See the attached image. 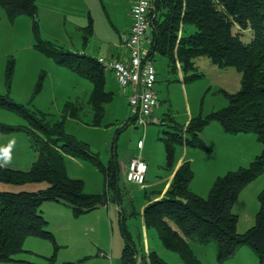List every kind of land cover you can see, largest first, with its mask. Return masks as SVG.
Returning a JSON list of instances; mask_svg holds the SVG:
<instances>
[{"label":"trees","instance_id":"1","mask_svg":"<svg viewBox=\"0 0 264 264\" xmlns=\"http://www.w3.org/2000/svg\"><path fill=\"white\" fill-rule=\"evenodd\" d=\"M0 5L10 19L19 15L31 16L34 19L35 47L58 64L89 79L93 85L88 99L93 113L90 120L84 119L81 101H67L63 119L53 122L47 113L32 110L14 101L9 94L0 93V107L14 111L27 121L23 125L0 122V134L25 131L38 153L28 170L0 163V183H46L37 190L0 187V262L18 260L17 256L26 251V239L33 236L52 242L53 253L43 264H54L60 245L42 213V203L61 202L70 206L75 215H80L111 200L119 202L121 198L118 159L112 157L109 165L104 166L88 143L65 128L67 117L102 125L106 106L113 101L114 93L107 89V74L97 57L65 49L40 35L38 0H0ZM150 18L147 56L154 62L156 54L165 56L171 73L180 71L185 81L199 77L196 59L202 56L220 67L235 66L241 72L240 89L235 93L224 92L228 100L225 107L205 117L191 118L187 124H180L171 116L163 118L162 122L168 120L171 126L170 131L160 136L167 152L166 168H174L180 146L207 148L200 134L212 121H218L229 134L255 133L263 149L246 166L218 176L207 197L193 190L195 172L192 162L185 160L160 198L154 199L155 196L146 193L145 225L147 229H155L162 245L175 251L185 264H203L191 245L192 240L216 242L219 261L233 257L246 244L263 262L264 188L259 194L256 224L247 231H238V215L233 208L241 191L264 171V0H155ZM236 27L250 28L252 39L244 40ZM89 28H83L85 40L92 31L91 26ZM12 68L13 65L9 66L8 74ZM67 155L88 160L102 169L107 191L103 194L86 192L84 181L68 174ZM124 220L123 217L125 245L122 264H137L138 249L131 232L124 227ZM143 259L144 264H169L154 250Z\"/></svg>","mask_w":264,"mask_h":264},{"label":"rangeland","instance_id":"2","mask_svg":"<svg viewBox=\"0 0 264 264\" xmlns=\"http://www.w3.org/2000/svg\"><path fill=\"white\" fill-rule=\"evenodd\" d=\"M134 1L38 0L40 35L71 51L95 57L111 56L110 48L120 44V35L127 31L132 22L130 8ZM89 26L92 31L88 40H85L83 28L90 30ZM236 30L242 32L246 41L253 37L250 28L242 30L236 27ZM35 44L34 19L29 15H19L10 19L0 5V93L9 94L14 101L32 110L47 113L48 119L53 122L63 119L67 101H81L84 104V119L90 120L93 113L88 99L93 89L92 82L40 52ZM196 63L200 76L185 81L180 71L176 74L170 72L165 56L155 55L158 72L156 88L160 106L153 110V119L146 127L135 122L125 125L130 110L129 103L113 74L106 72L107 89L114 93V99L106 106L103 124L95 126L67 117L66 131L88 143L90 150L99 156L106 167L112 157L125 160L130 154L139 155L142 152V157L149 166L147 179L155 180L163 175L167 163L165 144L160 136L171 130L169 121L163 123L161 120L171 116L176 122L185 124L191 118L200 115L205 117L227 105L225 91L235 93L240 89L241 72L237 67H220L206 56L197 58ZM11 65L12 72L8 74ZM0 122L13 125L27 123L23 117L3 107H0ZM12 133H14L11 136L12 141L4 139L2 142L1 150L5 155L4 157L0 155V160L11 165L9 167L28 170L37 158V150L30 143L28 133L25 131ZM200 136L207 148L188 147V157L192 160L195 172L191 186L204 197L208 196L218 176L240 166H246L249 164L248 155L254 157L263 149V144L258 141L255 133L229 134L218 121L210 122ZM182 150L183 147H178L176 160ZM66 164L71 177L84 181L86 192L103 194L107 191L105 172L92 162L67 155ZM126 170L127 167L120 173L122 193L119 202L109 201L102 210L103 214H99L100 210L97 209L75 215L72 208L64 203L57 201L42 203L43 214L60 245L54 264H63L62 261L65 259L85 255L96 259L100 252L102 255L106 253V260L100 259L105 264H122L121 257L125 245L121 221L123 217L124 227L131 232L136 243L140 264L143 262L142 247L146 235L150 250L156 251L169 264H185L175 251L162 245L155 229H148L145 235L143 204L147 200L146 193L153 188L127 182L124 178ZM44 186L45 182H29L22 185L0 183V187L9 190L23 188L37 190ZM263 188L264 171L248 184L236 199L233 210L238 215L239 232L243 233L256 224L260 208L259 194ZM117 202L121 203V208H117ZM33 239L44 241L52 249L51 254L53 253L51 241L39 237ZM29 241L28 246L33 248L42 246L38 245L36 240ZM191 245L203 264H264V261L262 262L246 244L241 246L235 256L225 261L218 260L216 242L201 243L192 240ZM45 248L41 247L42 250ZM20 256L22 258L20 261L0 264L46 262L42 256L30 251L21 253Z\"/></svg>","mask_w":264,"mask_h":264},{"label":"built area","instance_id":"3","mask_svg":"<svg viewBox=\"0 0 264 264\" xmlns=\"http://www.w3.org/2000/svg\"><path fill=\"white\" fill-rule=\"evenodd\" d=\"M155 0H135L130 8L132 24L128 32L122 33V44L127 58L100 55L98 62L106 72H111L121 87L129 88V113L126 123L135 122L146 127L153 119V110L160 104L156 84L158 74L155 62L147 56L146 42L150 40V12ZM154 121H156L154 119ZM142 143V141H141ZM148 164L141 156L132 157L124 178L127 182L143 185Z\"/></svg>","mask_w":264,"mask_h":264},{"label":"crops","instance_id":"4","mask_svg":"<svg viewBox=\"0 0 264 264\" xmlns=\"http://www.w3.org/2000/svg\"><path fill=\"white\" fill-rule=\"evenodd\" d=\"M131 24H132V22L130 23V25H129V27L127 28V31L126 32H128L129 30H130V27H131ZM125 33V32H124ZM121 36V35H120ZM150 36V35H149ZM148 42V41H147ZM147 42H146V46H147ZM115 46H117V45H115ZM115 46H113L112 48H110V55L111 56H113V57H116V58H120V59H124V58H127V55H128V52H127V49H126V47L122 44V39H121V37H120V44L117 46V49H115ZM148 47V46H147ZM123 89H122V91H123V93L126 95V99H127V101H128V94H129V88H124V87H122ZM160 106V104L157 106V107H159ZM156 107V108H157ZM155 110V109H154ZM154 114V113H153ZM162 121V120H161ZM188 123V122H187ZM187 123H185V124H187ZM13 134L14 133H12V134H7V135H0V155H1V157L3 156V155H5V152H2V142H3V140L4 139H7V140H11L12 141V139H11V136H13ZM135 156H141L142 157V152H140V154L138 155V154H135V153H133V154H130L125 160H118V162H119V166H120V169L121 170H125L126 169V167H127V164L129 163V161H130V159L132 158V157H135ZM4 157V156H3ZM255 157V156H254ZM253 156H250V155H248V160L247 161H251L253 158H254ZM144 158V157H143ZM1 159V158H0ZM4 159V158H3ZM146 160V159H145ZM185 160H190L191 162H192V160H191V158H189L188 157V147L187 146H183V150H182V153H181V155H180V157L177 159V161H176V164H175V166H174V168H172V169H167L166 168V170H165V172L163 173V175H160L158 178H156L155 180H151V181H149L147 178H148V171H147V174H146V181H145V183L142 185L143 187H145V188H153V189H151V191H148L149 192V194H152V196H155V198L154 199H158V198H160L165 192H166V190L168 189V187L170 186V184H171V181H172V179H173V177H174V174H175V172H176V170L180 167V165L185 161ZM147 162V161H146ZM0 163L1 164H3V165H6V166H11V165H8V164H6L5 162H2L1 160H0ZM148 164V163H147ZM15 168H18V167H15ZM18 169H21V168H18ZM148 170H149V166H148ZM193 182V181H192ZM147 192V193H148ZM160 193V194H159ZM156 195H158V196H156ZM146 203H147V201L143 204V209H144V207H145V205H146ZM105 206L106 205H102V206H100V207H98V208H96V209H94V210H97V209H99L100 211L98 212L99 214H103L102 212V210H104L105 209ZM121 203L119 204L118 202H117V208H121ZM42 210V209H41ZM42 213H43V211H42ZM105 215H106V213H105ZM104 216V215H103ZM142 217H143V222H144V233H145V235L147 234V231H148V229H147V227H146V225H145V221H144V216H143V212H142ZM33 238H36V237H33V236H31V237H28L27 239H26V241H25V244H24V248H25V250L26 251H30V252H32L33 254H36V255H39V256H42L44 259H46V257H48L50 254H51V251H52V249L49 247V245H47L44 241H40L39 239H33ZM38 238V237H37ZM29 240H36L35 242L38 244V245H42V246H39V247H37V248H33V246H28V241ZM160 240V239H159ZM30 242V241H29ZM161 242V241H160ZM43 246H45L46 248H45V250H42L41 249V247H43ZM241 248V247H240ZM240 248L238 249V252H239V250H240ZM32 249H35V250H32ZM25 251V252H26ZM149 251H150V246H149V241H148V238H147V235H146V237H145V244L143 245V247H142V257L143 256H146L148 253H149ZM238 252H236V254L238 253ZM24 253V252H23ZM100 253H101V256H99L100 255ZM99 254H97V256H96V259H94L95 257H92V256H90V255H85V256H80L79 258H75V259H69V260H67V259H65V260H63L62 261V263L63 264H105V262H103V261H100V259L101 258H104V260H106V253L104 252V254L102 255V252H100ZM140 254V253H139ZM235 254V255H236ZM234 255V256H235ZM104 256V257H103ZM20 257V258H19ZM17 258H18V260H16V261H20L22 258H21V256H20V254L17 256ZM137 259H139V258H137ZM142 264H144V260L142 259ZM11 262H14V261H11ZM137 262H138V260H137ZM139 263V262H138ZM141 263V262H140ZM139 263V264H140Z\"/></svg>","mask_w":264,"mask_h":264}]
</instances>
